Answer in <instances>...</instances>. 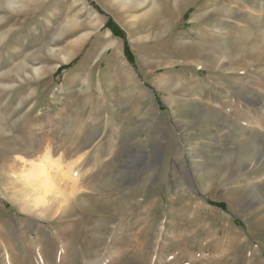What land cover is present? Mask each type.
<instances>
[{"label":"rangeland","instance_id":"rangeland-1","mask_svg":"<svg viewBox=\"0 0 264 264\" xmlns=\"http://www.w3.org/2000/svg\"><path fill=\"white\" fill-rule=\"evenodd\" d=\"M115 1L0 0V264H264V0Z\"/></svg>","mask_w":264,"mask_h":264},{"label":"bare ground","instance_id":"bare-ground-1","mask_svg":"<svg viewBox=\"0 0 264 264\" xmlns=\"http://www.w3.org/2000/svg\"><path fill=\"white\" fill-rule=\"evenodd\" d=\"M178 1H182V0H178ZM115 2L117 3V5L119 6V8H120L121 11L122 10L129 9L130 7H132V8L135 7V4L132 3L129 0L115 1ZM17 3L18 2H9V3H7L8 9L18 8V5H20V4H17ZM74 3H76V1H74L73 4ZM143 4H144V2H137V5L136 6H143ZM96 18L97 17L94 16V19H96ZM136 19L137 18H134L133 20H136ZM72 25H74V22H70V21L67 22L66 25H65V27L62 30H60V32L57 33V35H56L57 38L61 37V34H64L66 31L73 30L75 28V26H72ZM85 38H86V36H81V37L77 38L75 40V43L74 44L84 42L85 41ZM75 53H76L75 46L70 47V48L65 49V50H62V51H52L51 49L46 50V54H48V56H51V57L56 58L57 61L60 62V63L67 62L69 60V58L72 57ZM190 65H193V66L198 67V68L206 67L205 64H202V63H200L198 61H192V62H190ZM56 67L57 66H55L54 68H52L51 71L54 70ZM32 73H33V75L41 76V75L44 74V71L42 69H34L32 71ZM159 84L162 85V86H164V87H166V88L176 89V90H178V89L180 90V88L182 87V84H181L180 81H177V82L174 81V82H170V83L160 82ZM147 141H144L143 143H141V145H140V148L141 149H144V148H146L148 146L149 142H147ZM253 161L256 162V158L254 159L253 156H250V157H248L246 159L245 163L241 164V166L242 167L249 166V164L253 163ZM197 177L200 178V174L199 173H198ZM28 233H29V231H28Z\"/></svg>","mask_w":264,"mask_h":264},{"label":"trees","instance_id":"trees-1","mask_svg":"<svg viewBox=\"0 0 264 264\" xmlns=\"http://www.w3.org/2000/svg\"><path fill=\"white\" fill-rule=\"evenodd\" d=\"M108 25H109L111 28H115L112 24H110V22L108 23Z\"/></svg>","mask_w":264,"mask_h":264}]
</instances>
